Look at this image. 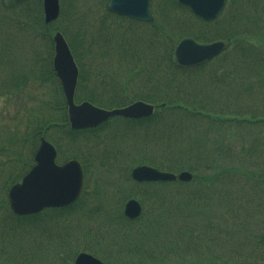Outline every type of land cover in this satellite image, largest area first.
I'll return each mask as SVG.
<instances>
[{
	"label": "trees",
	"instance_id": "16d2710c",
	"mask_svg": "<svg viewBox=\"0 0 264 264\" xmlns=\"http://www.w3.org/2000/svg\"><path fill=\"white\" fill-rule=\"evenodd\" d=\"M24 1H26L25 4L28 3V0ZM248 1L250 3L248 8L253 10L254 13L260 7L259 3L261 1V8L264 12V0ZM72 2H74L73 6L76 7L78 2L76 0H72ZM157 3H160L164 8L163 12L166 15L167 23L160 21L162 18L159 14H157L158 16H156L153 23L113 15L115 22L121 27L119 33L123 31V25L120 22H128L142 25L144 28L151 29V31L161 32L165 36L164 38L168 40L166 42L167 48L163 54L164 62L160 66L161 70L149 72L147 76V81L151 84L150 90L153 89L154 91L146 95L137 94L134 91L137 86L131 82L130 88L128 82L123 79L115 84L117 93H119L117 103H111L108 106H124L127 104L125 102L127 98H130V101L142 99L157 104V112L149 119L124 120L131 125L142 127L147 139L148 132L154 129L152 130L154 134L149 136L147 143L149 146L154 145L156 151L158 148L161 149V146L170 147V142L166 140L170 131L174 128H181L189 132V136L192 134L191 149L180 150L178 147L180 158L177 162L173 161V163L177 164L179 169L186 168L193 171L195 173L194 179L190 183L179 182L178 189H169L180 192L178 195V192L174 193V191L171 193L172 196H169L170 192L166 193V190L175 183L152 182L140 184L144 189L140 198L146 209H149L148 213L145 210L144 214L148 215H142L135 220L133 229L131 223L124 218L123 214L116 217L119 220L123 219L124 228L119 225L117 227L113 224L110 225L113 226L111 227L113 251L108 257L105 256V252L97 251L91 246L93 244L100 246L105 241V234L101 230H94L90 226L87 233H77L74 232L77 228L72 224L76 218L75 215L80 210L89 214L88 221L91 222L100 208V206L94 208L90 206L91 197L96 191L95 187L98 183L91 173V166L96 165L98 159L87 158L85 187L80 199L73 205L53 211L58 223L63 219L66 221L65 225L59 223L66 230V236L50 239V248L46 254L48 255L46 260H49V264H61V262L73 264L76 254L82 250L103 257L110 264H264V222L263 227L254 222L260 214L264 213V201L252 202L250 200L245 203L247 193L249 198L259 199L256 194L264 192V171L261 169L264 164V135L259 136L260 132H264V48L262 52L257 49L260 48L259 44L261 42L264 44V30L261 31L258 28L255 14L249 16L250 24L245 21L247 19L245 16L242 18L241 16L239 18L235 16V11H231L235 0L228 3L227 13L215 21H205L193 17L192 11L188 7L176 3V0H153V8ZM25 4L14 3L9 5L5 0H0L3 10L16 9L9 15L4 14L2 24L7 25V18H10L21 23L25 22L29 27H37L36 37H43L49 42V71L44 77H38L39 83L51 79L57 81L52 67L53 34L60 28L56 24L44 22L42 0H36L34 7L20 8L21 5ZM187 15L190 16V19L201 22L202 25H205V28L212 24L217 26L220 21L227 18L228 30L223 33L221 29L216 28L218 31L212 37V39L224 38L228 40L230 47L227 51L200 66L192 68L179 67L173 57L174 37L169 35L171 30L165 28L170 24L172 29L179 17H187ZM95 17L93 21H99ZM22 18L25 20L23 21ZM61 18H69L66 16L65 6L61 12ZM82 20L83 18L80 22H83ZM99 22L100 24L96 29L101 31V23L103 22ZM245 25V30L241 31ZM5 27V30L1 33V55L2 53L6 55L8 51V46L3 45L7 39V36H4L3 33L11 29V26ZM106 29L109 31L107 26ZM61 30L68 38L72 52L79 66L82 67L80 49L83 48L85 42V33L83 36L75 38L71 30L65 28ZM244 31L246 37L243 35ZM123 32L118 36H114L116 35L114 33V42L121 41L120 43H124L126 47L130 48L132 40L125 31ZM190 32L185 31L184 34ZM249 33H253V36L247 37ZM93 37L95 39L87 38L88 45L95 44L98 51L101 52L98 45V36L96 38L94 32ZM195 37L200 38V36ZM113 38L108 37L107 40L110 41ZM260 46H262V43ZM253 58H257V60L260 58V61H258L260 63H252ZM151 60L152 58L149 56L148 62L140 61L142 65L137 68L147 66ZM216 61L218 62L216 71H207L206 68ZM237 66L246 67L248 72L258 70V74L263 75L258 84V90H262L261 94L263 96L259 94L260 98L253 101L251 99L248 101L243 96L241 81L238 82V78L231 80L232 73H234ZM81 73L76 92L77 100H89L102 105L100 98L105 95L104 92H109V89L113 86L111 83H106V81L101 82L95 79L93 73L89 70L87 73L84 69ZM219 83H222V85L219 86ZM254 87L256 86L251 84L246 89ZM82 90H85V92L82 93ZM94 90H98L99 94H95ZM256 95L251 94L248 97L253 98ZM57 96V100L49 105L62 111V117L58 120L50 118L48 121L38 122L34 131L36 137L43 132L44 126L64 129L71 139L80 134L85 137V140L89 136L92 137L93 134L97 135L96 130H100L97 128L80 131L71 129L68 125L65 112L66 106L59 84ZM164 103L165 105H162ZM250 104L253 106V110L250 108ZM261 106L263 107L262 110L260 109ZM226 115L233 116V118H226ZM250 127H256L258 130L252 135H246V130ZM234 130L236 131L235 134ZM228 140L230 142H227ZM86 150V153L91 151L94 153V150L89 146L86 147ZM185 153L188 156H184ZM153 156L152 154L146 158L144 157L141 161L138 160V163L145 162L161 169L173 170L171 166L174 165L171 162L159 161ZM225 175L227 176L224 177ZM237 177L240 179L242 177L251 184H240V179H236ZM134 184V187L139 185V183ZM194 184L195 186L190 188V191L183 190ZM132 196L135 195L132 193ZM147 205H149V208ZM222 205H224V212L222 211ZM89 206L91 209H89ZM0 208L7 211L12 221V225H7V230L3 228L5 231L0 227V251L3 252V255H7L6 240L8 234L28 224L29 220L38 217L36 215L15 216L9 210L6 196L3 195H0ZM161 210L164 211V222L161 219ZM198 219L200 230L195 233L194 230H191L192 225L190 224ZM169 224L175 226V229L165 231V234H162L164 228ZM252 225H255L257 230L254 231ZM184 227L186 231L183 230ZM169 232L172 237L168 239L174 242L173 244L164 241V237ZM133 234H136V236L139 234L138 238H143V240L131 242ZM184 236L189 237L184 238ZM170 253H173L172 258H168ZM6 260L8 264H25L23 261L8 260L7 257Z\"/></svg>",
	"mask_w": 264,
	"mask_h": 264
},
{
	"label": "rangeland",
	"instance_id": "374dc122",
	"mask_svg": "<svg viewBox=\"0 0 264 264\" xmlns=\"http://www.w3.org/2000/svg\"><path fill=\"white\" fill-rule=\"evenodd\" d=\"M9 5L14 4L12 0H5ZM77 6H73L74 2L72 0H60L65 5L66 16L69 18H61L55 22L56 26L60 28H65L66 30H71L72 35L75 38L83 36L85 33V42L83 48L80 49V56L82 62V68L93 73V76L97 80L105 79V81L110 82L113 86L109 89V92H104L105 95L100 98L104 106H108L111 103H117L118 95L117 87L115 84L121 80L130 83L133 82L137 87L136 90L139 91L140 95H146L154 90H150L151 84L147 81V76L149 72H155V70H161V65L164 62L163 54L167 48L165 39L161 32L151 31V29L139 25L130 24L128 22H120L123 25V31H125L130 39L132 40V46L130 48L126 47L121 41L114 42L113 35L118 36L123 34L121 27L115 22V19L110 15L101 18V31L97 30V26L100 24L99 21H93L98 16L105 14V7L108 2L104 0H76ZM248 0H235L231 11H235V16L246 17L245 20L250 24L249 16L252 14L256 15L258 28L264 30V12H261L260 7L254 13L253 10L248 8ZM30 1L28 2V4ZM31 6L28 5L27 8ZM23 9L26 6H22ZM16 9H6L3 10L0 5V47L2 45L1 33L3 31L2 21L4 19V14L7 15L13 13ZM156 10L159 16H161L164 23H167V18L163 12V6L160 3L156 4ZM233 16V15H232ZM83 18V22L80 20ZM174 18V17H172ZM8 19V18H7ZM227 19V18H226ZM226 19L220 21L226 23ZM24 21L25 19L22 18ZM228 20V19H227ZM106 26L109 31H107ZM218 28V27H217ZM241 28V24H240ZM246 25L242 27L245 30ZM170 29L169 35L174 37L173 41L176 42L180 39L183 34L181 32L191 31L196 33V36H200V32H203L204 39L211 38L216 30V25L212 24L205 28V25L197 24L189 19L183 20L181 25H176L175 28L171 29L169 24L167 28ZM164 29V30H165ZM62 31V30H61ZM98 36V45L101 52L98 51L95 44L87 43L88 39H95ZM114 31V32H113ZM199 32V33H198ZM8 33V32H7ZM37 27H29L26 23H21L14 32L11 31L12 40L7 37L6 43L3 44L7 47L8 51L6 55L2 53L0 56V194H2L1 185H5L7 180L15 178L25 167L24 161L30 157L31 150L33 148L31 134L36 130L37 123L39 121L43 122L47 118H56L57 120L62 117V113L59 110L49 109L50 103L57 100V88L58 85L53 79L44 80L39 83L38 77H44L49 71L48 65V53H49V42H47L43 37H36ZM180 33V34H178ZM245 35V31L243 32ZM6 36V35H5ZM253 36V33H249L247 37ZM108 37L113 38L108 41ZM204 41V40H203ZM262 43V46H260ZM259 44L260 48H257L262 52L264 48L263 42ZM111 48V49H110ZM262 55V54H261ZM151 56L152 60L149 64L143 68H137L142 65L140 61L144 63L148 62V57ZM145 59V60H143ZM259 60L253 58L252 63H257ZM260 62H258L259 64ZM218 62L211 64L207 71L215 72ZM257 64V65H258ZM232 73L231 80L238 78V82L241 81V93L249 101L259 99V94L262 90H258L259 80L262 79L263 75L258 74V70L248 72L246 67L237 66ZM109 71L111 74H109ZM106 72V73H105ZM263 72V70H262ZM264 73V72H263ZM247 74V76H246ZM239 76V77H238ZM249 76V77H248ZM242 78V79H241ZM255 85L256 87L252 89H246L248 86ZM133 85V84H132ZM219 86L222 83L218 84ZM131 88V87H130ZM245 88V89H244ZM85 90H82L84 93ZM95 94H99L98 90H94ZM257 94L253 98L248 97V95ZM99 96V95H97ZM259 96V97H258ZM263 96V94H261ZM130 98L125 100L128 103ZM102 104V105H103ZM250 108L253 110V106L250 104ZM264 107V106H263ZM261 106V110L263 109ZM226 118H233V116H227ZM190 126V124H188ZM191 127V126H190ZM154 129L148 132V139L150 135H153ZM250 133H245L246 135H252V127L249 128ZM258 130V129H257ZM61 129L50 128L48 135L51 139L59 141L63 152H67L71 149L72 145H76L81 150V145L83 143L82 138L71 139L67 132H62ZM234 134L236 131H233ZM156 135V134H155ZM264 135V132H260L259 136ZM192 134L189 136V132L181 129L174 128L170 131L169 136L166 141L170 142V147L165 148L161 146L156 149L153 146H149L147 141V136L142 127L134 126L122 119H116L112 121L106 129L102 130L100 133V138L94 139L89 138V142L86 147H94L98 144L95 149V154L91 151L85 154V159L95 158L98 159L96 165L91 166V173L98 181L93 196L90 200V206L92 208L98 207L99 212L92 218V221H88L89 214L85 211L80 210L76 215L72 224L75 225L77 229L74 232L77 233H87L88 228L94 222V228L96 230H101L105 234V241L98 245H91L97 251L105 252V256H110L112 249V231L111 227H117L116 218L120 215L122 211V205L124 201L129 198V194L133 193L139 189V186L134 187V182L129 179L130 169L133 167L135 162L141 158H146L149 155H154L153 158L159 161L171 162L174 166H171L173 171L186 170V168L179 169V166L173 161H178L180 158L178 147L180 150H190ZM258 136V135H254ZM261 139L260 137H257ZM92 139V140H91ZM227 142H230L228 140ZM239 144L238 142H236ZM182 146V147H180ZM76 149V148H75ZM158 155H163L159 157ZM184 156H188L185 155ZM261 169L264 171V164ZM189 170V169H188ZM172 171V170H171ZM191 171V170H190ZM225 175L224 177H226ZM229 179V178H228ZM236 179H240L237 177ZM5 182V183H4ZM240 184H251L246 182L244 179L239 180ZM194 185H190L184 188V191H190ZM179 184L175 183L173 186L168 187L166 190L170 192L169 196H172L174 191L169 189H178ZM139 191V190H138ZM174 192V193H175ZM178 195L180 192L177 193ZM6 195V194H5ZM136 198L141 199V193L133 194ZM259 199L249 198L248 193L246 194L247 201H264V192H259L256 194ZM226 204V202H225ZM224 204V205H225ZM224 205H222V211L224 212ZM89 206V209L91 207ZM149 208V205H147ZM88 208V206H86ZM160 214V213H159ZM161 219L164 222V211L161 210ZM116 218V219H115ZM115 219V220H114ZM261 227H263L264 213L260 214L256 221ZM60 224L65 225L66 221L60 220ZM53 213H48L41 218L34 220H29L28 224H25L21 228L13 230L8 234L6 243L8 252L7 255H3L0 259V264H8L6 257L11 261H23L25 264H49V260H46L48 255L47 252L50 248V239H56L57 237L66 236V230L62 225H60ZM12 225L9 214L6 210L0 208V227L3 231ZM113 224V226H110ZM199 219L196 220L192 225L191 230L195 233L200 230ZM8 225V226H7ZM255 231L256 226L252 225ZM175 226L169 224L164 228L162 234L165 231H173ZM186 231V228H183ZM257 230V229H256ZM161 232V231H160ZM252 234V233H250ZM139 235V234H138ZM138 235L133 234L131 242L138 240H143L138 238ZM172 237L170 232L164 237V241L174 243L168 238ZM189 236H184L188 238ZM175 241V240H174ZM100 254V253H99ZM102 256V254H100ZM173 253L168 255V258H172ZM24 259V260H20ZM61 264H67V262H61Z\"/></svg>",
	"mask_w": 264,
	"mask_h": 264
},
{
	"label": "water",
	"instance_id": "95a60500",
	"mask_svg": "<svg viewBox=\"0 0 264 264\" xmlns=\"http://www.w3.org/2000/svg\"><path fill=\"white\" fill-rule=\"evenodd\" d=\"M179 3L188 5L198 15L209 19L218 14L223 8L225 0H178ZM109 9L114 12L126 14L132 18L152 21L153 16L149 6V0H111ZM46 22L55 19L59 14V0H44ZM56 54L54 67L62 82L63 91L69 106V118L74 127L97 125L112 115L127 117L149 116L153 112V106L143 102H137L128 107L115 110H104L92 106L89 103L76 105L74 93L78 77V68L71 54L70 48L63 35L58 32L55 35ZM226 46L224 41L211 44H198L193 39H183L174 49L175 58L180 66H194L206 59L213 57ZM55 148L43 142L40 151L36 155L38 165L24 178L22 183L12 186L8 193L9 203L16 214H26L39 211L48 205H63L74 201L82 185V169L78 162L71 161L63 167L56 166ZM133 178L139 181L175 180L176 175L162 172L149 166H138L132 171ZM181 180H190L192 175L183 172L179 175ZM57 193H54V192ZM63 194V195H62ZM140 206L135 200H130L126 205L128 215L138 214ZM75 264H106L96 257L81 253L75 260Z\"/></svg>",
	"mask_w": 264,
	"mask_h": 264
}]
</instances>
